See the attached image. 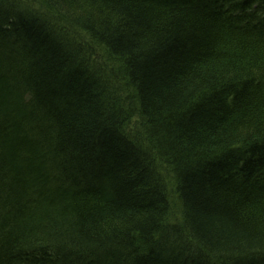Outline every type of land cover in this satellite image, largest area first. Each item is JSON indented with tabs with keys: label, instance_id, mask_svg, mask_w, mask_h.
<instances>
[{
	"label": "trees",
	"instance_id": "16d2710c",
	"mask_svg": "<svg viewBox=\"0 0 264 264\" xmlns=\"http://www.w3.org/2000/svg\"><path fill=\"white\" fill-rule=\"evenodd\" d=\"M11 1L39 9L0 6V264H264V0Z\"/></svg>",
	"mask_w": 264,
	"mask_h": 264
},
{
	"label": "bare ground",
	"instance_id": "6f19581e",
	"mask_svg": "<svg viewBox=\"0 0 264 264\" xmlns=\"http://www.w3.org/2000/svg\"><path fill=\"white\" fill-rule=\"evenodd\" d=\"M235 0H217V6H218V10L217 13H220V15L222 16V19H224L225 21H228V19L231 20H237V17L241 16L242 12L244 9H241V7H237V5L233 4L231 7L234 9H226L229 5H231ZM0 6H4L5 10H6V14H11L14 12V15H17V13L23 11V12H27L33 16H37V12H35V9H39L38 5L35 4H24V2H12L11 0H0ZM224 7V9H223ZM226 7V8H225ZM7 8V9H6ZM254 8H248L245 9L246 10V14L252 18H254L255 16H261L263 11L260 8L255 9ZM259 9V10H258ZM12 16L16 17V16ZM242 18H244L242 16ZM41 19V18H40ZM42 22L45 23V19L43 17V19H41ZM0 26L2 27V29H5L8 27L7 24L0 23ZM232 26H234L235 28H242V26H244V24H241L240 22L236 21V23L232 24ZM61 34L59 35L57 29L53 32V35H51V37L55 40H58L59 42L62 41V37H60ZM134 120V126H131V122ZM130 126L129 130H134L138 125H139V118L138 116L134 115L131 118V121L128 123ZM131 135V134H130ZM129 135V136H130ZM133 136V135H131ZM130 136V137H131ZM134 141L137 143L138 146L142 147V141H140L139 138L135 137ZM143 152L146 151V149L144 148H140ZM155 160V159H154ZM159 161H161V158L158 159V163ZM164 161V160H163ZM156 162V161H155ZM157 164V162H156ZM158 171H156L159 180L163 183V189H164V197H165V201L168 204V206L171 208V213L168 212V216H167V224H172V225H179L178 223H181L182 219H183V203L180 202V200L178 198L175 197L174 192H173V186L171 184L169 185V190L167 189V185H166V176H171L172 177V169L171 167H167L166 168V164L162 162V165H158ZM90 169V173L91 175L93 174V171L91 168ZM91 175L89 176L88 180H90L91 178V182L90 184L94 181V177H91ZM96 175V174H95ZM93 176V175H92ZM231 176L234 177V179L236 180L237 177L235 176V173L231 172ZM65 180L67 182H78V178L76 176H70V177H66ZM82 181V180H81ZM72 185H74V183H72ZM2 203V201L0 200V204ZM11 210V209H10ZM173 217V218H172ZM0 218H4L3 216ZM24 247H29L31 248L32 245L31 244H25ZM55 250H53L49 256H54L55 255Z\"/></svg>",
	"mask_w": 264,
	"mask_h": 264
},
{
	"label": "rangeland",
	"instance_id": "374dc122",
	"mask_svg": "<svg viewBox=\"0 0 264 264\" xmlns=\"http://www.w3.org/2000/svg\"><path fill=\"white\" fill-rule=\"evenodd\" d=\"M11 14H13V13H11ZM10 14V16L9 17H12L13 15H11ZM22 19H23V22L25 23V24H27V25H29V26H31V23L29 22L30 21V16L28 15V16H26V17H28V18H26V17H23V15H21L20 16ZM35 19H37V17H35ZM38 20V19H37ZM39 20H41L40 18H39ZM41 25H43L44 27H45V24L43 23V22H39ZM59 24V23H58ZM7 28H9V27H7ZM130 126V125H129ZM132 126H134V120L131 122V128H132Z\"/></svg>",
	"mask_w": 264,
	"mask_h": 264
}]
</instances>
